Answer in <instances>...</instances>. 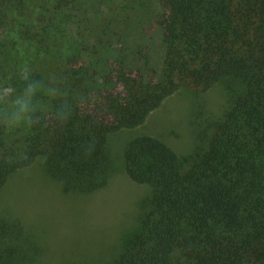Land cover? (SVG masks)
Here are the masks:
<instances>
[{
  "label": "trees",
  "instance_id": "obj_1",
  "mask_svg": "<svg viewBox=\"0 0 264 264\" xmlns=\"http://www.w3.org/2000/svg\"><path fill=\"white\" fill-rule=\"evenodd\" d=\"M126 1L0 0V189L35 164L65 193L102 189L118 169L113 133L182 87H220L225 112L197 156L149 134L117 140L150 195L109 264H264V0H165L137 38L125 12L145 0ZM156 46L157 79L135 78ZM115 84L114 121L81 107ZM14 229L0 224L1 247Z\"/></svg>",
  "mask_w": 264,
  "mask_h": 264
},
{
  "label": "rangeland",
  "instance_id": "obj_2",
  "mask_svg": "<svg viewBox=\"0 0 264 264\" xmlns=\"http://www.w3.org/2000/svg\"><path fill=\"white\" fill-rule=\"evenodd\" d=\"M144 3L143 7L125 12L131 16L135 38L139 26L149 23V15H153L155 9L162 10L160 15L166 18L165 0H145ZM126 5H131L129 0ZM145 50L149 52L150 58L145 57L149 58L148 63H144L143 54L138 55L135 61L139 66L133 76L139 79L144 74L155 80L161 67L159 50L157 46ZM108 92L121 101L126 94L120 84H115L108 91L91 92L79 101L81 107L100 122L115 120L113 110L105 102ZM225 107L226 99L220 87L207 91L180 88L152 111L142 125L117 130L111 135L118 169L106 187L92 193H65L38 164L15 173L0 189V224L5 221L18 231L3 240L13 249L0 246V264L113 262L119 255L124 235L138 224L143 197L150 195L149 188L126 177L117 140L149 134L160 138L182 158L197 156L206 150ZM20 228L23 229L19 231Z\"/></svg>",
  "mask_w": 264,
  "mask_h": 264
}]
</instances>
